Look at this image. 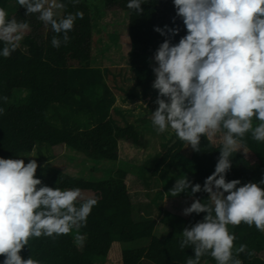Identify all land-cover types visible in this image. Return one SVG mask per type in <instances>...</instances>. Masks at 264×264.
<instances>
[{
  "label": "trees",
  "instance_id": "16d2710c",
  "mask_svg": "<svg viewBox=\"0 0 264 264\" xmlns=\"http://www.w3.org/2000/svg\"><path fill=\"white\" fill-rule=\"evenodd\" d=\"M88 1L74 4V0H56L66 5L65 9L57 10V18L77 11L83 12V18L74 22L67 43L60 34L61 45L55 48L51 41L57 34L50 24L38 19V13L26 16L17 0H0V8L6 10L8 19L27 21L30 25L19 48L8 58L0 55V97H8L6 103L0 100V108L4 109L0 114V157L22 158L24 154H32L37 145L45 146L50 160L55 159L54 148L65 146L97 166L105 163L108 145L130 148L125 155L135 157L133 163L118 160L116 170L102 181L75 179L55 165L38 167L36 177L43 184L61 190L79 188L84 198H96L98 203L86 225L79 229L84 236L82 245L75 241L73 229L56 239L31 238L20 254L24 259L31 256L40 264H160L164 245L169 244L164 264H186L194 252L191 246L182 250L179 242L184 227L195 223L196 214L184 216L182 210L194 198L207 203L209 194L199 192L193 197L189 189L171 197L169 190L176 179L185 175L193 183L203 185L220 155L222 133L211 143L202 137L201 151L194 152L173 130L158 134L152 121L136 118L134 109L120 107L119 102L127 106L138 95L130 92L121 70L107 71L104 75L94 64L95 23L104 19ZM97 1L109 16L127 14L130 45L123 60L141 97L155 99L157 91L151 86L155 79L152 58L165 37L155 32L154 27L178 25L180 33L172 38L173 43L186 34L182 20L177 18L173 24V0H142L141 14L127 8L128 0ZM3 47L0 41V51ZM253 122L257 123L255 119ZM148 134L157 139L158 151L143 160L149 147ZM139 141H145L146 147L137 145ZM245 141L243 148L233 154L232 168L226 177L229 181L240 179L247 183L264 178V143L252 140L250 133ZM146 170L150 172L147 176ZM132 178L141 179L150 190L157 186L147 194L150 203L143 206L132 201L128 192ZM82 202L77 200L76 206ZM228 228L236 236L234 256L235 248L245 244L246 251L236 258L242 264H264V233L243 223ZM123 239L129 244H145L139 249H122ZM249 251L254 253L251 257ZM114 252L117 261H112ZM3 259L0 256V264ZM200 264L217 262L205 255Z\"/></svg>",
  "mask_w": 264,
  "mask_h": 264
},
{
  "label": "clouds",
  "instance_id": "9594fccd",
  "mask_svg": "<svg viewBox=\"0 0 264 264\" xmlns=\"http://www.w3.org/2000/svg\"><path fill=\"white\" fill-rule=\"evenodd\" d=\"M79 0H74V4ZM25 15L38 13V19L57 35L52 46L69 41L68 33L83 12L68 13L57 18V10L66 5L56 0H17ZM142 0H128L127 8L143 13ZM175 16L182 20L186 34L177 43L180 27L155 26L154 31L165 37L153 55L152 88L157 91L151 121L157 133L169 128L194 152L201 151V138L211 143L218 133L220 155L214 171L203 185L188 177L176 179L169 190L171 197L191 189V195L205 192L204 203L194 198L182 215L206 213L203 219L184 227L179 247L191 246L194 257L186 264H200L210 255L217 264H242L236 257L247 249L235 248L236 236L228 226L241 223L264 233V178L242 183L227 180L233 154L245 145L246 134L264 143V0H173ZM0 8V41L5 58L16 51L30 25L27 21L8 19ZM5 103L8 97H0ZM4 112L0 108V114ZM254 119L257 123L254 125ZM38 163L29 159L0 157V256L2 264H40L31 256L24 259L21 251L31 238L56 239L76 229L75 241L82 245L79 229L98 200L84 198L79 188H53L36 177ZM83 202L79 207L76 201ZM254 253L249 251L248 256Z\"/></svg>",
  "mask_w": 264,
  "mask_h": 264
},
{
  "label": "rangeland",
  "instance_id": "374dc122",
  "mask_svg": "<svg viewBox=\"0 0 264 264\" xmlns=\"http://www.w3.org/2000/svg\"><path fill=\"white\" fill-rule=\"evenodd\" d=\"M92 8L97 7V12L104 20L95 23V44H94V64L102 69V73L105 75L107 71L114 72L115 70H121L125 76V82L130 92L138 95L137 99L130 100L131 104L123 106L120 102L118 105L126 109H134L133 115L141 118H146L151 121L152 112L155 111L157 105L155 99L141 97V92L136 89L135 82L132 80L131 75L128 73V67L123 60L124 55L129 49V39L127 36L128 16L126 13L107 15L103 11V7L97 0L88 1ZM154 63V60H153ZM121 95V94H120ZM120 97L119 95H117ZM142 107V108H141ZM149 126V125H148ZM152 128V127H151ZM169 130H171L169 128ZM147 139L149 140V147L143 160L150 159L153 154L158 151L157 139L152 138L148 134ZM137 145L146 147L145 141L137 142ZM55 159L50 160L47 157L46 148L43 145H37L32 154H24L22 158H25L27 163L29 159H35L38 163V167H44L46 165H55L59 167L69 176L75 179H85L90 181H102L109 178L111 172L115 171L118 166V160L125 159L126 161L133 163L134 157L129 158L126 156V152L130 151L125 146L121 145H108L105 149V163L101 166L95 165L94 162L85 160L79 157L75 152L71 151L65 146H59L54 148ZM111 165V167L105 168L104 165ZM138 173L137 170L134 171ZM134 172L132 175H134ZM146 176L149 175V171H145ZM157 189V186H153L150 189L145 188L141 179L132 178L128 184V192L134 203L143 205L150 203V199L147 194L152 190ZM161 189L158 187V190ZM206 213H200L193 217L194 222L203 219ZM144 242L139 244H129L125 239L121 242L122 249H139L144 246ZM117 249V248H115ZM170 245L166 244L163 248L160 264H164L166 257L169 254ZM117 261L115 252L112 253V261Z\"/></svg>",
  "mask_w": 264,
  "mask_h": 264
}]
</instances>
